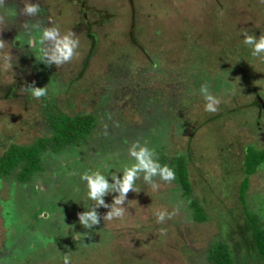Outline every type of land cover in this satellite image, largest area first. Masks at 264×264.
<instances>
[{
	"label": "rangeland",
	"instance_id": "374dc122",
	"mask_svg": "<svg viewBox=\"0 0 264 264\" xmlns=\"http://www.w3.org/2000/svg\"><path fill=\"white\" fill-rule=\"evenodd\" d=\"M28 2L39 3L43 12L35 17L21 15ZM82 9L88 11L87 22L98 21L92 27L95 42L84 22L80 25ZM0 16L5 19L0 38L8 42L5 51L10 50L13 64L9 69L0 60V153L10 142L30 143L49 132L37 100L21 90L33 81L36 87L48 88L44 78L59 79L63 85L56 82L58 106L73 114L94 111L98 120L80 148L46 155L44 168L30 182H12L11 176L0 180V264H63L64 255L71 264H204L198 249L206 247L209 235L219 232L217 218L196 229L186 226L192 222L179 207L182 190L174 189L178 186L174 180L166 183L154 178L160 188L153 191L141 174L135 184L140 192L127 194L124 217L103 221L109 209L101 207L97 209L100 224L89 230L79 223L78 213L94 202L85 198L87 185L80 177L97 170L110 183L111 175L122 177L124 168L135 163L129 147L139 142L154 150L148 144L157 129L155 137L170 152L190 148V175L198 187L194 192L201 197L211 192L202 200L214 214V208L224 209L220 199L237 212L236 189L246 169L241 157L247 143L253 139L264 142V135L254 126L238 127L228 115L206 119L222 112L223 105L232 107L233 97L247 104L253 86L264 96V57H253L252 49L243 43L245 32L257 38L264 35V0H6ZM36 23L41 28L59 27L62 34L74 32L79 39L78 55L58 68L40 67V46L36 47L40 32L32 27ZM80 72L82 79L77 80ZM167 73L173 74L172 80ZM221 77L230 78L233 85L213 84L209 91L221 103L216 113H208L195 83L203 81L202 86ZM137 94L141 100H135ZM186 95L188 101L182 108L172 106L177 115H168L170 102L176 98V103H183ZM246 111V115L241 113L242 122L264 123V109ZM254 116L260 117L259 122ZM231 186L236 189H228ZM249 189L264 199V165L250 176ZM115 195L104 197L105 202L111 204ZM9 206L12 209L7 214ZM174 209H179L177 215L157 223V212ZM39 219L38 230L36 226L32 231L22 230L30 222L38 224ZM44 220L48 226L43 227ZM49 227H55L52 234ZM226 231L232 230L228 227ZM8 232L16 237L13 250ZM48 233L66 238L73 251L65 249L60 257L45 252L37 263L24 262L25 253L39 255L35 251L50 250Z\"/></svg>",
	"mask_w": 264,
	"mask_h": 264
},
{
	"label": "trees",
	"instance_id": "16d2710c",
	"mask_svg": "<svg viewBox=\"0 0 264 264\" xmlns=\"http://www.w3.org/2000/svg\"><path fill=\"white\" fill-rule=\"evenodd\" d=\"M36 43H38V40H36ZM78 75L79 76H77V80H81L83 73L80 72ZM165 76H167V78H170L171 80L173 78V74L170 73H167ZM199 77H201V75ZM43 81H46L48 85L47 95L38 100L36 104L40 105H37V107L41 111L42 122L45 123L49 132L46 135L38 136L30 143H21L15 141L10 142V144L6 146L0 153V180L2 178H9L11 176L10 178H12V182H30L34 174L44 168L43 159L46 155H48L49 153H61L65 149L71 151L74 149L76 150V147L80 148L83 141L89 138V136L93 132L94 127L98 123L94 111H80L79 113L73 114L67 112L65 108H61L58 106V98L56 94L60 90V88L56 87V82L59 85H63L59 79L55 81L54 78L48 77V79L46 80L44 78ZM69 83L64 86L66 92L65 94H67V96V89H70ZM200 83H198L197 81L195 83L196 87L197 85L199 86V92L201 88ZM205 83H207V85L209 86V90L212 89V86L215 83L216 85H220L219 87L228 86L229 88H231V85H233L230 78L222 77L213 81L207 80V82ZM195 86L194 84L192 85V87L196 88ZM158 91H162V89H158L157 92ZM249 91H253L251 93L252 100L247 104H240L238 102V99L236 97H233L232 102L235 104L232 103V107L223 105V111L207 118L206 122L214 121L219 117L224 118L228 115L232 119L236 120L237 126L239 125L238 127L251 128L254 126L256 132L264 135V123H262V126L256 122L254 124H251V122L247 120L242 122L244 115H246V110H249L252 107L264 109L263 93H260V91L254 86L250 88ZM141 97L142 95L139 94V99ZM164 97L166 98L168 97V95L164 94ZM28 98L29 97H27L26 100H28ZM30 99L31 98H29V100ZM260 100L263 101V106L260 104ZM187 101L188 97L186 95L184 97V102L181 103V106H184ZM173 105L175 106L174 101L170 102L167 108L168 115L170 116L177 115L172 107ZM243 112L245 113L244 115L241 114ZM254 117H256L257 121L259 122L260 117ZM156 130L157 129L153 130V135L150 136V144L148 145L154 148L155 153L157 154L156 158L161 165L166 164L175 171L176 178L174 181L178 184V186L174 189L182 190L179 191L182 192L179 194L181 197L183 196L182 198H180L181 200L179 202V207L185 213L184 216L186 215V219L192 222L191 224H187L186 226H189V228L192 229H196L197 225L212 221L215 219V217L217 218L219 232L216 235H209L206 247L200 250L198 249L199 255L201 254V257H203V259H200L201 262H204V264H264V199H260L254 196L253 193H250L252 190L249 189L250 176L255 173L258 168L264 165V142L253 139V141L247 143L245 147V153L243 157H241L242 165L243 167H246L243 180L240 182L238 189L232 188V186L231 188L228 187V189H236V191L238 192V199L240 201V206L237 207L238 211L236 212L232 208L227 207L225 205V199H220L219 204H221L222 206L224 205V209H222L221 207L219 209L222 211H220L218 208H214L217 210V214H214V212L212 211L213 209L210 207V205H206V203L202 200L203 196L206 193L210 196L211 192L208 191L204 193L202 197L200 195L199 189V194L194 192V187H198L196 183L197 181L192 179L190 175V148L188 147L189 150L181 149L178 151L170 152L168 146L164 144L162 140H160V137H155L156 133L158 132ZM251 130H253V128ZM234 145L236 147H240L237 142ZM155 179H159V177H155ZM203 188H205V186ZM183 198H187V201H184ZM7 208L8 209L6 212L7 214H9L12 207L9 206ZM237 208L235 210H237ZM221 213H223V215ZM34 218L36 219V215L34 216ZM45 221L47 220L43 221V227L47 225V222ZM41 223V219H39L38 224L36 223V221L35 223L30 222V224H27L23 227V229H21L32 231V229L36 226L38 230L40 228L39 224ZM228 227L232 230L229 233L228 231H226ZM54 228L55 227L51 229L49 227L48 231H50L52 234L54 232ZM8 233V237L13 239V241L10 242L11 248L13 250V248L15 247L14 240L16 237L13 236L11 232ZM36 233L39 236V233ZM49 233L47 235V240L51 241L52 247L49 248L50 250H44L41 252H39V250L35 251L38 252L39 255H35L32 252L25 253L26 256H24V262L37 263L42 258L41 255L43 257L46 256L44 255L45 252L49 253V255L53 254L57 257H60V254L65 253L66 250L73 251V246L70 245V242L67 241L66 238L64 239L63 236L58 235L61 234L60 232L54 236ZM83 240L85 239L83 238ZM82 242L83 241L81 240V245ZM81 245H78V247H80Z\"/></svg>",
	"mask_w": 264,
	"mask_h": 264
},
{
	"label": "clouds",
	"instance_id": "9594fccd",
	"mask_svg": "<svg viewBox=\"0 0 264 264\" xmlns=\"http://www.w3.org/2000/svg\"><path fill=\"white\" fill-rule=\"evenodd\" d=\"M5 4L6 0H0V7L5 6ZM40 11L39 3L28 2L24 3L21 15L35 17ZM4 23V17L0 16V25ZM23 27L26 28L27 24H23ZM32 27L40 32L38 38L40 62L47 66L55 65L58 68L70 63L78 55L79 39L76 38L74 32L68 31L62 34L59 27L50 26L41 28L39 23L34 24ZM243 43L252 49L251 54L253 57H264V35H260L257 38L255 35H248L245 32ZM6 44L8 42L0 38V60H3L5 66L11 69L13 67L12 55L10 50L5 51ZM21 90L28 93L37 101L47 95V87H36L34 81L26 87H22ZM200 92L205 100L204 110L208 113H216L221 100L209 91L207 84L201 86ZM106 134L107 132L105 131ZM128 153L135 163L124 168L122 177H118L116 174L111 175V183L99 170L85 172L81 175L80 179L85 181L87 185L85 198L94 202L87 208V211L78 213L79 223L85 229L91 230L93 226L100 224L101 215L97 209L101 207L109 209L103 215V221H113L114 219L123 218L126 212L124 204L127 200V194L130 191L140 192L135 187V184L141 174H143V181L153 191H157L160 188V184L154 180L155 177H159L161 181L166 183H171L175 180V171L166 164L161 165L156 158L157 154L155 151L150 149L146 143L144 145H141L139 142L133 143L129 147ZM110 193H117V195L113 196V202L108 204L105 202L104 197ZM178 211L179 209H174L171 213L167 211L157 212V223H164L166 219H172L178 214ZM165 234L166 231L162 229L161 235ZM83 235L88 236L87 233ZM63 264H71L69 256L64 255Z\"/></svg>",
	"mask_w": 264,
	"mask_h": 264
},
{
	"label": "flooded vegetation",
	"instance_id": "af4514ba",
	"mask_svg": "<svg viewBox=\"0 0 264 264\" xmlns=\"http://www.w3.org/2000/svg\"><path fill=\"white\" fill-rule=\"evenodd\" d=\"M80 4H81V6L83 7H85L86 6V2H84V1H81L80 2ZM42 12H43V10H41ZM96 13L97 14H100L101 12H99V11H96ZM82 16H83V21L82 22H80V25L84 22V26L87 28V30H88V36H89V38H91V40L92 41H94L95 40V35H94V33L92 32V27L94 26V25H97L98 24V21H97V19L92 23V22H87L86 20H85V18L87 19L88 18V11L87 10H84V9H82ZM95 42V41H94ZM36 47H39V44H37L36 45ZM92 52V51H91ZM37 53L39 54V56H38V61L40 62V51L39 50H37ZM87 64V62H84V64H83V66H85ZM40 67H42V68H44L45 70L46 69H50V66H47V65H45L44 63H42V62H40ZM82 70H85V68H81V71ZM43 71V70H42ZM45 74H48V73H45ZM113 92L115 93L116 91H114L113 90ZM101 96H102V94H101ZM142 98V97H141ZM141 98H140V100H141ZM139 100V95L137 94V95H135V100ZM177 99L175 98V101H176ZM133 101H134V97H133ZM174 101V102H175ZM179 105H181V102H179V103H176L175 102V108L176 107H178ZM263 106V105H262ZM180 108H182V106H180ZM176 113H178V112H176ZM106 123H107V125L109 126V123H110V120H109V118L107 117L106 118ZM150 127V126H149Z\"/></svg>",
	"mask_w": 264,
	"mask_h": 264
},
{
	"label": "water",
	"instance_id": "95a60500",
	"mask_svg": "<svg viewBox=\"0 0 264 264\" xmlns=\"http://www.w3.org/2000/svg\"><path fill=\"white\" fill-rule=\"evenodd\" d=\"M260 104L262 105L263 104V102L260 100Z\"/></svg>",
	"mask_w": 264,
	"mask_h": 264
}]
</instances>
